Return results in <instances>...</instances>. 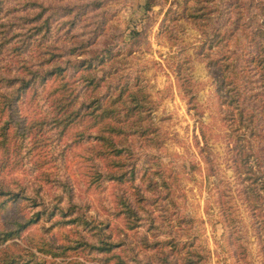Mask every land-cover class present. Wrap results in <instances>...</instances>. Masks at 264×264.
Instances as JSON below:
<instances>
[{"label":"rangeland","instance_id":"obj_1","mask_svg":"<svg viewBox=\"0 0 264 264\" xmlns=\"http://www.w3.org/2000/svg\"><path fill=\"white\" fill-rule=\"evenodd\" d=\"M150 1L0 0V181L42 185L39 204L8 201L0 226L49 208L0 248L16 242L48 264H264L247 193L260 187L236 148L250 130L218 82V58L255 45L248 24L264 0ZM81 215L89 225L72 221ZM45 241L73 247L54 256Z\"/></svg>","mask_w":264,"mask_h":264},{"label":"trees","instance_id":"obj_2","mask_svg":"<svg viewBox=\"0 0 264 264\" xmlns=\"http://www.w3.org/2000/svg\"><path fill=\"white\" fill-rule=\"evenodd\" d=\"M259 4L260 5L258 7L261 10L260 23L257 24V22L254 21L248 24V27L252 30V35L256 36V39L252 40L255 45H252V50H250V48L245 49L244 47H242L241 55H236V52L234 53L233 51H231L230 53L224 54L220 58H218L219 61H222L224 63L222 65L224 67L219 69L221 74L220 77H218V82L220 83V87H228L229 93H232L228 104H230L237 110L238 115L241 117V123L250 130L251 135L248 139V149L244 150L245 145L241 144L240 140H238V142L236 143V148L237 152L242 155L241 162L244 163L247 168L249 167L246 170V179H254V181H258L259 183L260 188L252 184V192L247 193H249L248 195L251 207L253 209H256V211H259L261 217L260 222L262 223V228H264V126L262 125L264 123V2L262 3L260 1ZM146 5L147 7H151L153 5V2L151 3L150 0H147ZM240 16L235 22L236 26L229 31V34H227L226 38L232 39L230 37L236 35V32L241 28V21L243 16L242 14ZM42 23V26H40L38 30H43L44 28L51 27V20L48 18V16L44 18ZM218 34L219 33L207 36L206 40L210 43V46L219 44L220 39L218 38ZM219 36L221 35L219 34ZM237 40L239 42L240 38L238 37ZM218 59H211L209 62L210 65L215 67L214 63H217ZM55 69L64 70V68H62L61 66H56L49 72V75ZM32 74L34 76V78L32 79L42 77L41 73L38 70L33 71ZM46 75H48V72L47 74H45V76ZM93 80L94 77L90 79V81ZM20 81V83H23V78H21ZM15 82L18 81L16 80ZM28 83L29 82L27 81L22 87L25 88L29 85ZM95 84V86L98 85L97 82ZM1 96H3L4 99H7V95L1 94ZM11 101L12 99H9L8 102H5V105L7 103H9L10 105ZM102 101V98L95 97L91 101L90 105L95 104L97 105L96 107H99L103 104ZM10 116L11 114L9 115V117ZM12 120L13 119L11 118L10 120L8 119L5 121V129H3L4 136L7 134V131L4 130H7L9 128ZM59 121L60 120H58V118L50 120L51 123L55 124H58ZM43 123L44 122H42L41 126L43 125ZM66 125H68L67 122H65L64 126L66 127ZM95 139L100 141H109L113 145L111 146L112 149L118 150L115 147L114 138L110 136L101 134V136L98 137L97 135H95ZM251 157H253L255 160V168H252V165L249 164V160ZM124 175L118 179L122 180L125 177ZM40 186L42 185L39 184V186H37L35 190L30 191L26 185H22L20 186L19 191H14V189L8 188V186L4 182L0 181V197H3V200L0 201V209L4 205H6L8 201L11 200L16 201L25 199L32 200L34 205L39 204V198L41 196L36 193L38 192ZM42 203L46 205L44 203V200H42ZM122 203L124 205L126 213H133L134 216L136 215L135 210L132 208L129 201L123 200ZM73 207H77V205H74ZM59 208L60 207L58 205L55 206L54 209L51 208V212H49V214L56 215ZM48 209L49 208H44L43 211L37 212L35 216L32 215L28 219L23 218L20 220H16L14 222V228H4V226H0V245L4 244L10 239L21 236V232L28 226L36 223L42 213L43 215H46L45 211ZM72 221L76 225H89V222L84 219L83 215L73 218ZM66 223L69 222L66 221ZM101 242V249H103L104 245H107V243L103 241L102 238ZM44 243L46 244V247L41 246V251H44L47 254H52L54 256L64 255L66 251L70 250L73 247L64 244H48V241H45ZM19 246L20 244L15 242L10 245L1 247L0 264H48L46 260L41 261L35 255H33V257L27 261L24 260V258H22L21 252L17 250Z\"/></svg>","mask_w":264,"mask_h":264}]
</instances>
